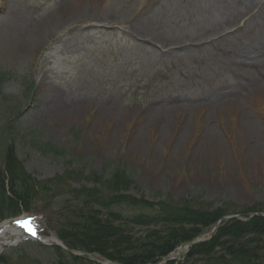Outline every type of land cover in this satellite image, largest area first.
<instances>
[{
  "label": "rangeland",
  "instance_id": "rangeland-1",
  "mask_svg": "<svg viewBox=\"0 0 264 264\" xmlns=\"http://www.w3.org/2000/svg\"><path fill=\"white\" fill-rule=\"evenodd\" d=\"M79 1L0 0V158L12 145L29 174L54 182L31 210L3 218L21 214L39 237L56 238L71 195L97 187L91 170L118 165L148 198L264 205V0L183 45L138 35L156 0L118 23L68 13ZM20 246L4 252L8 264L58 260L52 249Z\"/></svg>",
  "mask_w": 264,
  "mask_h": 264
},
{
  "label": "trees",
  "instance_id": "trees-1",
  "mask_svg": "<svg viewBox=\"0 0 264 264\" xmlns=\"http://www.w3.org/2000/svg\"><path fill=\"white\" fill-rule=\"evenodd\" d=\"M3 78L0 74V84ZM108 168V172L91 170L87 178L97 187L76 190L59 211L52 228L66 247L121 264H154L209 230L221 217L237 213L248 219L222 222L213 238L190 248L180 264H264V217L249 216L264 212V205L236 211L233 202L214 207L195 193L179 199L163 193L148 198L127 168ZM53 183L29 174L10 145L0 158V221L20 212L22 206L31 210L36 196L51 193ZM26 243L55 251L54 264H97L57 246ZM3 255L0 264H8Z\"/></svg>",
  "mask_w": 264,
  "mask_h": 264
},
{
  "label": "bare ground",
  "instance_id": "bare-ground-1",
  "mask_svg": "<svg viewBox=\"0 0 264 264\" xmlns=\"http://www.w3.org/2000/svg\"><path fill=\"white\" fill-rule=\"evenodd\" d=\"M152 0H80L72 15L94 16L123 22L130 17L131 9ZM155 1V0H153ZM259 0H156L150 13L139 19L135 26L141 37L163 45H183L203 36L224 31L231 20L257 5ZM101 4L104 9L100 11ZM69 5V3H67ZM21 230V229H20ZM20 230L10 223L0 229V247L10 239L17 240Z\"/></svg>",
  "mask_w": 264,
  "mask_h": 264
},
{
  "label": "water",
  "instance_id": "water-1",
  "mask_svg": "<svg viewBox=\"0 0 264 264\" xmlns=\"http://www.w3.org/2000/svg\"><path fill=\"white\" fill-rule=\"evenodd\" d=\"M257 215H259V214H257V213H252L251 214V216H257ZM236 217H239V216L238 215H229V216L222 217L220 220H218L215 223L214 227L207 234L201 236L200 238H197L196 240H194L192 242L182 244L180 246V248H179V253L181 251H183L184 249H188V248L193 247V246H195V245H197V244H199L201 242H204V241H207V240L211 239L214 236L215 232L217 231V229H218V227H219L221 222L228 221V220H230L232 218H236ZM53 245L61 246L63 249H65L66 251H68L71 254H74V255H77V256H85V257L89 258L90 260L95 261V262H97L99 264H121V263L113 262V261H100V260L96 259L95 257H93L92 255H90L88 253L81 252V251H75V250H72V249H68L61 243H54ZM10 246H11V243L3 244L2 248L5 249V248L10 247ZM179 253L174 255V256H172V255L167 256V257L163 258L162 260H160L157 264H161L164 261L174 260L176 257H178Z\"/></svg>",
  "mask_w": 264,
  "mask_h": 264
},
{
  "label": "snow or ice",
  "instance_id": "snow-or-ice-1",
  "mask_svg": "<svg viewBox=\"0 0 264 264\" xmlns=\"http://www.w3.org/2000/svg\"><path fill=\"white\" fill-rule=\"evenodd\" d=\"M32 224L33 222L31 220H26L18 223L17 226L27 231L29 235L35 236L36 231L35 228L32 226Z\"/></svg>",
  "mask_w": 264,
  "mask_h": 264
}]
</instances>
